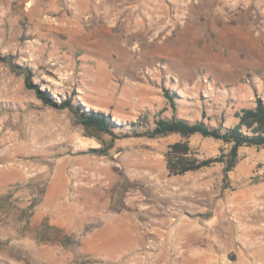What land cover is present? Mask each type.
<instances>
[{
  "label": "rangeland",
  "instance_id": "374dc122",
  "mask_svg": "<svg viewBox=\"0 0 264 264\" xmlns=\"http://www.w3.org/2000/svg\"><path fill=\"white\" fill-rule=\"evenodd\" d=\"M261 1L102 0L96 10L90 0H0V264H184L197 251L194 264H264L245 204L264 201V146L239 147L228 172L217 161L170 174L169 144H187L181 155L197 160L229 144L171 133L109 146L106 135L84 136L68 109L45 105L5 59L54 100L75 94L110 115L115 129L145 130L173 113L227 126L264 101ZM49 187L59 195L42 201ZM75 201H102L103 211ZM178 215L202 234L171 237ZM129 217L145 235L119 228Z\"/></svg>",
  "mask_w": 264,
  "mask_h": 264
},
{
  "label": "trees",
  "instance_id": "16d2710c",
  "mask_svg": "<svg viewBox=\"0 0 264 264\" xmlns=\"http://www.w3.org/2000/svg\"><path fill=\"white\" fill-rule=\"evenodd\" d=\"M5 59L13 71L23 74L25 86L33 89L37 97L45 105L57 109H68L74 115L77 123L82 127L84 136L91 139H98L99 136L106 135L108 136L109 146H112V142L116 138L123 136L146 135L151 138H156L171 133H179L181 135L198 133L202 136L212 137L229 144L227 154L202 160L181 155L182 153H187L189 148L187 144L180 142L169 144L167 151V170L170 174H182L189 170L208 166L217 161L223 162V170L224 172H228L235 167L238 161L239 147L250 145L264 146V101L260 98L255 100L253 106L241 107L234 111L232 114L234 123L227 126H223L222 124L214 126L202 120L191 121L186 118L177 117L173 113L169 117L156 116L153 120V125L147 127L145 130L130 129V131H127L123 127L115 129L117 126L116 123L112 121L110 115L103 111L92 108L84 109L75 94L69 95L60 102L54 100L47 90L40 89L31 81L32 74L29 69L16 65L8 57H5ZM165 97L169 100L172 109H174L173 96L165 92ZM52 228L60 231L58 227Z\"/></svg>",
  "mask_w": 264,
  "mask_h": 264
},
{
  "label": "crops",
  "instance_id": "0c3cea01",
  "mask_svg": "<svg viewBox=\"0 0 264 264\" xmlns=\"http://www.w3.org/2000/svg\"><path fill=\"white\" fill-rule=\"evenodd\" d=\"M59 192L60 191L59 190H56V188L49 187L45 191V194L43 196V200L42 201H55V198L57 197V195H59ZM79 200H81V197H79ZM75 202H77V203H85V202H87V204H88V202L89 203L91 202V205H92L91 210H92V212L98 213V212L103 211L102 208H101V206H100L102 204V201H75ZM179 203L182 206H184V205L185 206L186 205L187 206H189V205H195V203H197V204H200L201 203V205L204 204V202L202 203V201H193L192 203H191V201H180ZM173 204H178V201L177 202H172L171 206H173ZM245 204H246V206H248L247 207V213H246L247 214V218H248L247 229H246L247 237L252 238V239H257L259 237L264 238V201H245ZM167 211L169 212L170 211V208H167ZM173 220L174 221H177V222L171 221V226L172 225L173 226L175 225V228L172 229V231H171V237L175 236L177 238H183V237H186L190 232H193V233L197 232V235L196 236L198 237L203 232V231H189L187 228L184 229V226L186 224H188V221L185 220L183 216H180V215L173 216ZM126 222L129 223V225H126V226H125V224L118 225L119 228H121V226H122V229L123 230H126V229H129L130 230L133 227L135 229V226H137V223H136L137 220H136L135 217L134 218H131V217L127 218ZM123 226H125V227H123ZM136 230H138L140 234H143V235L146 234V231H145L146 229L144 230L141 227V225H140V227L137 226V229ZM225 236H227V234ZM134 237H136V236H134ZM218 237H220V236L219 235L214 236V238H216V241H214V242L218 243V241H217V238ZM253 245H255V244H253ZM220 246H222V245H220ZM258 250H259V247L258 248L256 247L255 249H253V253H254V251L257 252ZM196 254L199 256V252L198 251L195 252L192 255V257L194 258V260H192V261H188V259H187V261L184 260V261H186L184 264H190V263L195 262V261L197 262V260H196L197 255ZM175 256H176V258H180V255L179 254H176ZM189 257L190 256H188L187 258H189ZM198 262H202V264H205V261L204 260L203 261L202 260H199ZM192 264H194V263H192Z\"/></svg>",
  "mask_w": 264,
  "mask_h": 264
},
{
  "label": "bare ground",
  "instance_id": "6f19581e",
  "mask_svg": "<svg viewBox=\"0 0 264 264\" xmlns=\"http://www.w3.org/2000/svg\"><path fill=\"white\" fill-rule=\"evenodd\" d=\"M88 1H89V0H88ZM101 1H102V0H99L98 2H94V0H90V3H91V5H92V4H95L94 7H95L96 10H98V9H100L99 5L101 4ZM238 1H239V0H238ZM105 2H106V1H105ZM249 2H250V1H249ZM250 3H251V2H250ZM88 4H89V3H88ZM111 5H112V4H111ZM249 5H250V4H249ZM100 6H101V5H100ZM261 6L264 7V0L261 1V2L259 3V5H258L257 8L260 9ZM93 9H94V8H93ZM95 9H94V10H95ZM91 10H92V9H91ZM109 10H110L109 8H108V9L105 8V11H104V12L106 13V12H108ZM120 10H121V9H120ZM263 11H264V10H263ZM80 12H81V11H79L78 14H80ZM113 13H114V12H113ZM117 13H120V12L117 11ZM117 13H115V15H117ZM260 13H261V12H260ZM261 14L264 15V13H261ZM121 15H122V14H121ZM116 17H118V16H116ZM126 21H127V20H126ZM150 22H151V21H150ZM262 26H263V25H262Z\"/></svg>",
  "mask_w": 264,
  "mask_h": 264
}]
</instances>
